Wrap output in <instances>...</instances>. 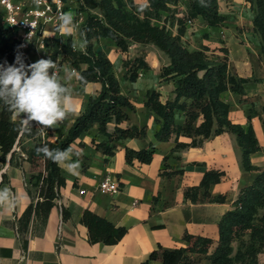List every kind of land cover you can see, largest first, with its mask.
Listing matches in <instances>:
<instances>
[{"label":"crops","instance_id":"0c3cea01","mask_svg":"<svg viewBox=\"0 0 264 264\" xmlns=\"http://www.w3.org/2000/svg\"><path fill=\"white\" fill-rule=\"evenodd\" d=\"M133 1L135 10L141 11L142 5H149L148 0ZM176 3L178 4L169 6L181 8V2ZM185 4L186 7L182 9L184 11L177 16L187 15V0ZM79 9L80 0H70L67 12L72 14L77 26L73 29V35H65L56 31L58 27L49 25L33 41L25 51L30 64L50 57L52 48L46 45L45 40L51 36L61 43L71 40L76 50L84 49L81 25L86 22L87 13ZM230 9L232 13L223 8L222 0H219L220 13L226 17L224 23L221 26H210L198 16L192 19L191 25H186L182 40L191 51L206 49L207 54H214L213 58H219L222 55L221 48L226 47L232 73L248 79L244 83V94L229 89L221 94V99L229 104V118L232 122L248 127L251 117L262 147L251 155V160L255 166L264 168V54L260 39L254 32L255 12L250 2L232 0ZM167 15L165 11L164 21L154 20L153 23L163 25L165 19H168ZM168 28L172 35L178 33L177 23ZM92 43L95 51H104L112 61L113 72L120 80L121 92L133 105L126 112L133 124L147 128L148 138H125L110 142L106 135L100 133L98 123L81 134L70 146L82 154L79 158V171L72 174L65 165H60L66 179L65 186L61 188V198L50 211L44 234L31 237L27 251L18 242L16 228L12 225L15 216H21L30 203L25 176L31 172V164L26 159V152L17 147L18 153L25 157L21 167L11 165L9 157L6 163H0V189L7 187L19 198L14 212L6 213L0 209V250L3 251L0 253V264H141L159 246L164 249L186 247L185 233L212 238L214 244L209 254L213 253L219 241L221 217L232 209L240 191L253 183L258 172L241 169L235 137L229 132L209 138L201 146L184 149H176L177 142L174 138L168 141L156 138L163 120L146 106L148 93L155 90L160 92L162 102L175 98L174 80H164L161 77L162 68L170 62L163 51L155 45H148L145 59L150 69L141 70L137 80L130 81L125 79L126 68L123 62L126 55L120 51L116 42L102 37L93 39ZM139 45L133 44L130 47L128 54L131 57L137 56L135 51ZM56 63L61 82L72 89L79 114L70 115L52 129L51 140L54 142L67 136L88 99L96 97L102 87L100 82L81 85L78 82V72L73 71L70 64H61L59 60ZM68 72L73 73V78L65 81L64 76ZM181 101L191 103L186 98ZM14 118L21 119L16 115ZM187 121L188 111L177 109L176 124L185 125ZM201 121L202 115H199L195 125H199ZM114 126L113 123L109 124V129L112 130ZM120 126L126 127L127 122ZM94 141L116 144L115 155L106 161L108 156L95 147ZM191 141L190 137H179V142ZM24 144L30 149L35 141L28 139ZM151 144L155 152L150 163H141L137 159L128 163L125 151L127 147L141 150L149 148ZM72 159L75 161L77 157L73 156ZM211 170L223 171L225 174L220 182L210 185L209 195H224L225 201H210L205 196L204 187L199 189L197 201H192L187 195V189L199 186L205 173ZM107 175L119 182V191H99L98 185ZM63 207L70 212V218H63ZM87 209L116 226L126 227L124 237L112 245L90 243L88 228L81 222L82 214ZM262 210L264 208L260 212ZM194 259L199 264H211L206 254H194ZM259 262L264 264V257H260ZM149 264H162V261L160 258L153 259Z\"/></svg>","mask_w":264,"mask_h":264},{"label":"trees","instance_id":"16d2710c","mask_svg":"<svg viewBox=\"0 0 264 264\" xmlns=\"http://www.w3.org/2000/svg\"><path fill=\"white\" fill-rule=\"evenodd\" d=\"M247 1L255 12L254 32L260 39L264 54V0ZM148 2V7L141 12L135 10L133 0H80L79 10L87 13V20L81 25L84 49L76 50L71 40L61 43L54 36L46 38V45L52 48L50 58L55 62L59 60L61 64H70L78 72L81 85L90 82H100L102 85L99 94L88 99L66 137L54 142L51 140L52 129H45L41 135L40 128L35 124L31 133L22 132L21 119L16 120L7 106L0 102V163H6L9 157L11 165L21 167L25 157L16 150L20 147L26 152V159L31 164V172L25 176L30 203L21 216H15L12 223L18 234V242L27 251L30 238L44 234L50 211L61 198V188L66 184L61 166L44 158L43 154L38 155V147L47 144L51 149H67L95 123L99 124L100 133L106 135L110 142L125 138H148L147 128L133 124L126 112L133 105L121 92L120 80L113 72L112 61L104 51L94 50L92 40L105 37L114 40L125 55L133 44H152L169 57V65L162 68L161 77L174 80L175 98L162 102L160 92L155 90L148 93L146 101V106L163 120L162 127L156 133L158 140L174 138L176 149H184L201 146L207 139L229 132L235 137L241 169L258 172L253 183L240 191L232 209L221 217L219 241L213 253L209 254L214 244L212 238L185 233L186 247L164 249L159 246L141 264H149L150 260L158 258L162 264H199L194 254H206L211 264H260L259 254L264 252V214L260 212L264 208V168L255 166L251 155L262 147L251 117L248 127L232 122L229 118V104L221 99V94L229 89L244 94V83L248 79L232 73L226 47L221 48L224 56L220 58H211L206 54V49L191 51L182 40L186 31L184 19H177L176 35L170 33L165 23H153L154 20L164 21L161 12L172 10L169 4H176L177 0ZM198 16L210 26H221L226 20L220 13L219 0H189L185 20ZM18 54H21L25 65L30 64L17 38V32L4 25L0 14V65L15 64ZM123 66L126 68L125 79L130 81H136L141 70L150 69L144 53L134 58L126 57ZM80 76L84 77L83 82ZM182 98L190 99L191 103L182 102ZM177 109L188 111L185 125L176 124ZM199 115H202V121L195 125ZM124 122H127V126L121 127ZM111 123L115 124L112 130L109 129ZM180 136L190 137L192 141L179 142ZM28 139L35 141L30 149L24 144ZM93 143L108 156L106 161L116 153V144L111 145L107 141ZM125 151L128 163L135 159L141 163H150L155 148L151 144L149 148L135 150L127 147ZM224 174L223 171L215 170L206 172L199 186L187 189L188 197L197 201L199 189L204 187L205 196L210 201L224 202V195L212 197L208 192L210 185L220 182ZM62 215L64 219L70 218V212L64 207ZM81 222L88 228L90 243L116 244L127 232L126 227L116 226L88 209L83 212ZM0 253L3 251L0 250Z\"/></svg>","mask_w":264,"mask_h":264},{"label":"clouds","instance_id":"9594fccd","mask_svg":"<svg viewBox=\"0 0 264 264\" xmlns=\"http://www.w3.org/2000/svg\"><path fill=\"white\" fill-rule=\"evenodd\" d=\"M145 7L147 5H142L141 11ZM76 27L72 14L61 12L57 31L71 36ZM72 78L73 73H65V81ZM79 79L84 81L83 76ZM0 102L14 115L21 117L20 130L27 133H31L35 124L43 135L45 129L54 130L70 115L79 114L72 89L61 82L58 65L50 57L25 65L21 54H18L15 64L0 65ZM36 152L57 165H65L72 174L79 171L82 154L72 147L60 150L44 144ZM73 156L77 157L75 161ZM18 204L19 198L15 192L7 187L0 189V209L12 213Z\"/></svg>","mask_w":264,"mask_h":264},{"label":"built area","instance_id":"2783aa9c","mask_svg":"<svg viewBox=\"0 0 264 264\" xmlns=\"http://www.w3.org/2000/svg\"><path fill=\"white\" fill-rule=\"evenodd\" d=\"M69 4L70 0H0V14L4 25L17 32L25 52L47 26L58 27L59 16L61 12H67ZM98 189L103 193H112L119 191L120 185L107 175L100 181Z\"/></svg>","mask_w":264,"mask_h":264},{"label":"rangeland","instance_id":"374dc122","mask_svg":"<svg viewBox=\"0 0 264 264\" xmlns=\"http://www.w3.org/2000/svg\"><path fill=\"white\" fill-rule=\"evenodd\" d=\"M144 1H147V0H144ZM177 1H180L181 2V4H180L181 5L180 6L181 8H178V7L172 8L171 7L172 10H170L169 12L166 11L168 13V15H167L168 19H165L166 25L167 26L172 25V24H170L172 21H173V24L174 23H177L178 24L177 19H184L185 26L186 25H191L192 24V20H191V22L189 20H185L186 19V15L185 16H183V15L177 16V14H179L181 11L182 12L184 11L182 9H184V7H186V4H185L186 0H177ZM187 2L189 3V0H187ZM171 4H174V3H171ZM176 4H178V3H176ZM230 6H232V0H222V7L223 8L225 7L229 12L232 13L233 11H232V9H230ZM162 13H163L162 16H164L165 15V11L162 12ZM148 49H149V46L148 45H144V46L143 45H139L136 48V51L135 52H136L137 55H140L142 53H144L146 55V51ZM129 51H130V49H129ZM207 55L210 56L211 58H213V56H214V54H207ZM223 56H224V53L222 52V55L221 56H218V57L220 58V57H223ZM126 57L133 58L135 56L131 57V55L127 54ZM262 214H264V210L261 211V215ZM235 245H237V242H235ZM260 254H259V261H260V257L261 258L264 257V252L261 255Z\"/></svg>","mask_w":264,"mask_h":264}]
</instances>
